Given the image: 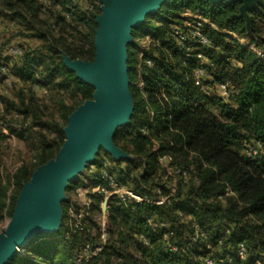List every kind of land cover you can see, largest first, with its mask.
<instances>
[{
	"label": "trees",
	"instance_id": "trees-1",
	"mask_svg": "<svg viewBox=\"0 0 264 264\" xmlns=\"http://www.w3.org/2000/svg\"><path fill=\"white\" fill-rule=\"evenodd\" d=\"M48 1L42 9L38 0H0V17L18 25L15 35L2 42L0 58L5 57L4 46L22 49L21 55L10 54L6 61H0V73L5 66L11 77L24 84L15 99L0 97V101L6 114L15 109V116L24 118L20 129L6 124L14 133L25 137L39 129L38 148L44 150L42 154L51 149L39 164L53 157L56 141L41 131L52 128L57 133L55 151L59 149L65 140L67 116L95 92L93 85L65 64L62 54L94 59L97 0H89L90 9L71 0ZM240 5L238 1L166 0L132 29L134 38L150 34L152 39L143 60L134 50L129 51L130 78L135 79L141 64L139 80L143 85H132L133 112L129 123L116 129L113 142L131 155L121 160L130 170L136 165L141 168L132 177L134 190L152 196L157 188L169 193L173 178L177 190L164 205L124 204L112 199L104 249L79 264H204L207 255L214 258V264H256L258 257L253 250L264 249V59L236 37L248 35ZM185 11L200 12L213 25H204L211 45L202 52L215 63L214 81L230 84L232 95L207 94L195 83L197 44L180 49L170 36L171 25ZM249 14L251 36L262 45L264 0ZM51 25L56 26L55 32ZM146 59H152L153 65L148 66ZM40 85L47 87L49 98L57 102L63 122L45 119L50 108L33 90ZM6 138L0 131V144ZM249 143H260L256 154L248 155ZM164 155L172 156V166L189 172L187 184L168 175L159 162ZM29 177L27 165L14 173L9 204L8 186L0 179V221L13 214L17 195ZM92 197L95 203L91 206L96 210L101 197ZM63 205L59 231L36 235L26 245L25 254H17L7 264H78L79 247L86 240L78 232L67 234L68 209L66 202ZM149 219L157 226H151ZM161 222L167 226H160ZM200 232L208 237L194 241ZM166 236L178 250L165 245ZM239 242L246 246L248 258L244 262L234 260ZM214 243L220 247L217 254ZM228 257L233 260L225 261Z\"/></svg>",
	"mask_w": 264,
	"mask_h": 264
},
{
	"label": "water",
	"instance_id": "water-1",
	"mask_svg": "<svg viewBox=\"0 0 264 264\" xmlns=\"http://www.w3.org/2000/svg\"><path fill=\"white\" fill-rule=\"evenodd\" d=\"M106 1L103 13L97 17L95 59L84 62L65 57L66 65L95 87L93 98L74 113L66 132L67 140L58 154L23 189L13 218L0 235V264H7L39 230H58L62 211L57 200L65 199L64 188L94 161L101 146L117 160L130 157L112 139L117 128L129 123L134 108L130 104L127 44L132 42V28L158 11L166 0ZM210 1L213 4L241 2L240 16L251 32L249 12L260 0ZM109 204L110 199L105 204V212Z\"/></svg>",
	"mask_w": 264,
	"mask_h": 264
},
{
	"label": "rangeland",
	"instance_id": "rangeland-1",
	"mask_svg": "<svg viewBox=\"0 0 264 264\" xmlns=\"http://www.w3.org/2000/svg\"><path fill=\"white\" fill-rule=\"evenodd\" d=\"M38 2L41 4L40 6L42 7V9H46L48 6V0H38ZM81 3L83 4H89L90 5V1L89 0H80ZM260 2V1H259ZM99 5V12L96 14V22H97V17L100 16L103 13V9L104 7H106L107 5V1L106 0H97L96 2ZM154 14V13H153ZM150 14L147 17L153 15ZM43 18V17H42ZM40 20H43V19ZM145 18V20H146ZM143 23V22H142ZM141 23V24H142ZM140 24V25H141ZM54 25V24H53ZM52 29H54V32L56 31V26H52ZM98 22H97V28L95 30V45H96V36H97V30H98ZM137 27V26H136ZM134 28V27H133ZM132 28V29H133ZM11 34H7L6 29L4 28H0V46L2 44V42L4 41L5 38L9 37ZM232 36H236L234 34L231 33ZM239 38L240 42L243 43L244 45H249V43H253L256 42L253 37L251 36V32H248V35H243V36H236ZM151 35L147 34L144 37L141 38H134L132 36V42L127 44V55L129 57V51L130 50H134V52H137L138 54V50H141V48H144L145 50L147 46H150L151 44ZM262 46L264 48V44L259 45ZM12 47V46H11ZM10 46L9 47H3V52L5 53V57L4 59L0 58V61H6L7 56H9L10 53ZM63 60L65 62V57L73 60V61H84V62H91L93 60H83L80 58L77 59H73L71 58L66 52H64L63 54ZM11 56V55H10ZM96 56V53H95ZM66 64V63H65ZM142 65L138 64L137 65V76L135 77V79H131L129 72H130V67L128 64V59H127V73H128V78H129V92L131 94L132 99L130 100V104L131 106H134V102H133V96H132V92H131V87L132 85L138 87V88H142V82L139 80L140 76H141V72L142 69H140ZM70 68V67H69ZM73 70V69H72ZM8 72H2L0 73V97H5L8 99H15L16 98V94L17 92L23 87V83L21 81H19L17 78L12 77V79H7L6 74ZM5 89L8 90V92H5ZM34 93L36 94V96L40 99V100H44L46 102V104L49 106V110L47 111L46 118L45 119H50V118H57L58 120H60L61 122H63L62 117L60 116V112L57 109V102L54 100H51L49 98V93H48V88L44 87L43 85L40 86H35L33 88ZM90 100V99H88ZM88 100H85L84 102H82L81 104H79L76 109L71 112L67 118L66 121H64V133H65V140L62 143V145L60 146L59 149H57L55 151V147L57 146V133L52 129H45L44 131H41L43 134L47 135V138L51 141L56 140L53 143V147L52 150L54 151V155L52 158L48 159L46 162L39 164V161L41 158L43 157H48L50 154L49 152L51 151V149H47V153L48 154H42L44 150L39 149L38 148V144L40 142V139H38L37 134H39L38 132L39 129L35 130L34 135H31L29 133H26L25 137H21V135L14 133L12 130H10L9 127L6 126V124L11 125L13 128H18L20 129V123L21 121L24 119L22 116H15V109L12 110L11 113L6 114L4 112V105L3 102L0 101V131L2 132L3 135H5L7 138L5 140L2 141V143L0 144V156L2 159V162L0 164V179L1 181L6 184L8 186V190H7V197H6V202L9 204L11 196H12V192H13V188H14V184H13V176L14 173L22 166L27 165V168L30 171V177L29 179L24 182L23 186L21 187L17 198H16V203H15V208H16V204L18 202V199L23 191V189L25 188L26 184L33 178V176L40 170L42 169V167L44 165H46L49 161H51L60 151V149L62 148V146L64 145V143L67 140V129L70 125V121L74 115V113L81 107L84 105V103ZM67 101H69V98L67 96ZM130 112L128 111L129 114ZM125 126V125H124ZM122 127V126H121ZM116 131V130H115ZM115 133V132H114ZM113 139V137H112ZM114 143V142H113ZM115 145V144H114ZM116 146V145H115ZM118 147V146H116ZM119 149H121L120 147H118ZM157 143H155L154 145V149H157ZM122 150V149H121ZM124 153H126L124 150H122ZM128 154V153H126ZM129 155V154H128ZM131 156V155H129ZM105 157L107 159L110 160H114V161H121L124 158L117 160L114 158V155H112L111 153L107 152L104 150V148L101 146L98 149L97 154L95 155V159L92 163H88L84 169L83 172L84 173H80L78 176H76L74 178V180L72 182H69V184L64 188V196L65 199L64 200H57V203L62 211V217H61V224L64 218V203L66 202L67 205V213H68V222L69 219H71L73 217V214L82 207V203H81V199H83V194L81 196H79V191H82V189H85L87 187H89V183H93L96 182L97 180L94 179L96 176V173L98 172V168L100 166V161L101 159ZM130 158V157H129ZM95 163V168H94V172H89L88 169H90L89 165ZM141 171V168L139 167V165L134 166L133 168V172L134 174H138ZM172 184H176L177 185V180L176 179H172L171 180ZM79 190V191H78ZM93 196V195H91ZM92 198V204L94 205V200L93 197ZM93 205L91 206V208L89 209V214L86 216L85 218V226L82 227L81 229H75L73 231V233L78 232L79 234L84 236V240L86 241H90V242H98L100 240V232L98 230L99 226H100V207L98 209H92ZM14 208V210H15ZM14 214V212H13ZM13 214L11 216L5 215L3 220L0 221V235L3 234L11 219L13 218ZM109 219V217H108ZM60 224V226H61ZM109 224V221H108ZM60 226L58 228V230L56 231H51V232H47L44 229L43 230H39V232L36 234H40V233H44V234H53L55 232H58L60 229ZM110 226V224H109ZM36 235H34L32 238H34ZM31 238V239H32ZM30 239V240H31ZM30 240L26 243V245L30 242ZM83 240V242H84ZM85 243V242H84ZM26 245L24 247V249H21L20 251H18L14 256H16L17 254H25V248ZM253 248V247H252ZM214 252L217 254L219 253V249L220 247L214 243L213 246ZM253 253L258 257V260L260 259H264V249H254ZM13 256V257H14Z\"/></svg>",
	"mask_w": 264,
	"mask_h": 264
},
{
	"label": "built area",
	"instance_id": "built-area-1",
	"mask_svg": "<svg viewBox=\"0 0 264 264\" xmlns=\"http://www.w3.org/2000/svg\"><path fill=\"white\" fill-rule=\"evenodd\" d=\"M72 2H80V0H71ZM81 3V2H80ZM84 7L90 9V5L84 4ZM3 18L0 17V22ZM11 24H16L15 21H10ZM210 24V20L205 18L200 12L185 11L181 14V19L171 25L170 36L175 41L176 45L180 49H188L191 44H197L196 57V67L194 68V80L199 88L207 94L218 93L222 96H230L234 93L233 87L228 83H217L214 81L213 73L215 70V63L210 58L206 57L202 52V49L209 47L211 42L207 35L204 33V25ZM251 50H253L258 57L264 59V48L259 46L257 42L249 43L247 45ZM149 46H147L148 48ZM146 48V49H147ZM144 48L138 50V55L143 60L144 58ZM10 53L14 56H19L22 54V49L18 46H12L10 48ZM145 63L148 66L153 65L152 59H146ZM2 72H7L5 66L1 67ZM7 79H12L11 75L6 74ZM5 92H8L5 89ZM260 147V143H249L247 144L248 155L256 154ZM173 161L172 156L164 155L159 157V162L166 168L168 175L177 176L183 184H187L189 181V172L182 170L176 166H172ZM89 172H94L95 163L89 165ZM134 175L133 170L129 169V165L125 161H114L103 157L100 161V166L98 172L94 179L96 182H91L89 187L79 191V196L83 194V199H81L82 207L79 208L71 219H69V231L67 234H71L75 229H81L85 226V218L89 214V209L92 204V196L98 195L101 197L100 202V226L98 228L100 232V240L98 242L86 241L79 247V254L76 259V263H82L88 261L90 258L96 256L101 252L106 243L108 236V214L109 210L105 212V204L107 200L116 199L118 203H152L157 205H164L170 202L171 197L175 194L177 190L176 184H171L170 192L165 193L161 188H157L155 195L140 194L132 187V177ZM109 209V207H108ZM149 224L156 227L157 224L149 219ZM162 227H166V222H161L159 224ZM199 237L207 238L208 234L206 232H200L193 237L194 241H197ZM165 245L173 251L178 250V246L171 242V240L166 236ZM209 247V245H208ZM248 258L247 250L244 242H239L236 248L234 260L238 259L242 262L246 261ZM232 257H228L225 261L231 262ZM204 264H214V258L207 255L204 259ZM256 264H264V259H259Z\"/></svg>",
	"mask_w": 264,
	"mask_h": 264
},
{
	"label": "crops",
	"instance_id": "crops-1",
	"mask_svg": "<svg viewBox=\"0 0 264 264\" xmlns=\"http://www.w3.org/2000/svg\"><path fill=\"white\" fill-rule=\"evenodd\" d=\"M10 21H9V18H3V21L0 22V28L2 27L4 29H6L7 34L10 33L11 34L10 36H14L17 29H18V25L17 24L12 25ZM31 43H33V41H31ZM82 173H84V172H82ZM89 184H91V183H89Z\"/></svg>",
	"mask_w": 264,
	"mask_h": 264
},
{
	"label": "bare ground",
	"instance_id": "bare-ground-1",
	"mask_svg": "<svg viewBox=\"0 0 264 264\" xmlns=\"http://www.w3.org/2000/svg\"><path fill=\"white\" fill-rule=\"evenodd\" d=\"M114 80H115V76H114Z\"/></svg>",
	"mask_w": 264,
	"mask_h": 264
}]
</instances>
